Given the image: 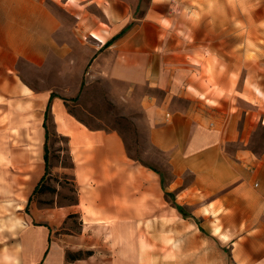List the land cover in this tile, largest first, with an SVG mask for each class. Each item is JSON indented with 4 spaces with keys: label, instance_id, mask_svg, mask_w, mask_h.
<instances>
[{
    "label": "crops",
    "instance_id": "1",
    "mask_svg": "<svg viewBox=\"0 0 264 264\" xmlns=\"http://www.w3.org/2000/svg\"><path fill=\"white\" fill-rule=\"evenodd\" d=\"M47 1L0 0V165L3 178L15 181L13 193L33 206L31 194L46 176L53 64L62 59L68 83L52 99L50 117L68 140L77 201L34 205L37 214L21 237L22 264H172L159 251L175 250L179 235L184 247L193 238L206 247L213 237L230 245L237 264H264V150L247 141L248 114L258 120L262 113L250 110L239 127L242 113L227 105L229 83L209 68V51L168 44L166 19L149 14L108 44L122 23L99 41L92 34L98 21L71 12L75 72L76 44L66 37L64 16ZM87 67L94 79L128 85L114 93L138 103L165 168L133 159L120 132L91 128L68 111L61 97L82 89ZM212 80L221 93H213ZM71 214H78L79 231L58 232Z\"/></svg>",
    "mask_w": 264,
    "mask_h": 264
},
{
    "label": "rangeland",
    "instance_id": "2",
    "mask_svg": "<svg viewBox=\"0 0 264 264\" xmlns=\"http://www.w3.org/2000/svg\"><path fill=\"white\" fill-rule=\"evenodd\" d=\"M63 1L64 4H55L50 0L47 2L55 12L64 16L69 27L65 32L66 37L76 44L75 72L80 74L77 31L73 27L75 17L71 12L76 15L75 10H82L91 19H96L101 27L104 24L112 26L122 23L124 28H128L124 32L126 34L135 30L141 18L147 14L166 19L164 24L171 32L168 44L209 51V68L215 71V76L222 75L229 83L225 91L231 100L226 102L227 105L231 104L242 113V116H238L239 127L245 122L250 110L262 113L258 120L251 119L248 114L250 129L247 141L254 151L264 150V0H213L209 5H203L200 0ZM87 40L96 42L91 36ZM63 63L59 59L53 64L52 86L56 94L64 92L68 83V73ZM85 72L82 89L65 96L70 98L64 102L68 111L91 128L120 132L133 159L155 169L161 165L165 168V156L150 146L138 103L132 98L124 101L114 93L115 89L126 91L128 85L119 81L94 79L89 67ZM211 82L214 84L213 93H221V86L218 87L214 80ZM49 119L47 149L50 168L30 201L33 206L22 204L19 196L13 193L15 181L3 178L0 165V264H22L21 237L26 225L31 222L30 216L37 214L35 204L53 207L77 201L68 140L56 131L53 120L51 117ZM79 229L78 214H71L58 232L69 234ZM179 236L176 243L180 245L175 250L159 251L162 258L171 257L172 264H237L230 245L220 244L212 237L206 247H201L194 238L191 247H184ZM147 247L151 251L149 243Z\"/></svg>",
    "mask_w": 264,
    "mask_h": 264
},
{
    "label": "trees",
    "instance_id": "3",
    "mask_svg": "<svg viewBox=\"0 0 264 264\" xmlns=\"http://www.w3.org/2000/svg\"><path fill=\"white\" fill-rule=\"evenodd\" d=\"M128 28L126 27V28H124V30H122L119 34H117V35H115L113 38H111L110 40H109V42H108V44L109 43H112L113 42V40L114 39H116V38H118V37H120V36H122L123 34H124V32L127 30ZM55 96H57V94L56 93H52V95H51V97H50V100H49V102H48V107H47V110H46V112H45V122H44V128H45V134H46V144H45V149H46V151H45V162H46V172H45V174L47 175L48 174V172H49V168H50V165H49V149H47V141L49 140V134H48V122L50 121V109H51V101H52V99L55 97ZM63 100H64V102L65 101H67V100H70V98H67V97H61ZM45 177V176H44ZM44 177H42V179H41V181L37 184V187L34 189V191L32 192V194H31V197H30V200L29 201H31L32 200V197L34 196V194L37 192V190L41 187V185H42V182H43V178ZM167 195L168 196H170V194L167 192ZM176 206L177 207H179V205H177L176 204ZM179 208H181V207H179ZM26 209H27V207H26ZM71 255V254H70ZM70 255H68V256H70ZM72 257H74L73 255H71Z\"/></svg>",
    "mask_w": 264,
    "mask_h": 264
},
{
    "label": "bare ground",
    "instance_id": "4",
    "mask_svg": "<svg viewBox=\"0 0 264 264\" xmlns=\"http://www.w3.org/2000/svg\"><path fill=\"white\" fill-rule=\"evenodd\" d=\"M71 1H75V0H71ZM111 33H112L111 26H107L106 24L104 25V27H101L100 29H95L92 32L93 37H95L99 41H105L109 37V35H111Z\"/></svg>",
    "mask_w": 264,
    "mask_h": 264
}]
</instances>
